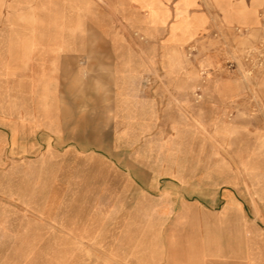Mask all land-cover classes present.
<instances>
[{"label":"rangeland","instance_id":"374dc122","mask_svg":"<svg viewBox=\"0 0 264 264\" xmlns=\"http://www.w3.org/2000/svg\"><path fill=\"white\" fill-rule=\"evenodd\" d=\"M167 9L202 29L171 40L131 0H0V264H186L170 189L140 190L125 152L194 161L197 195L232 191L264 239V0Z\"/></svg>","mask_w":264,"mask_h":264},{"label":"crops","instance_id":"0c3cea01","mask_svg":"<svg viewBox=\"0 0 264 264\" xmlns=\"http://www.w3.org/2000/svg\"><path fill=\"white\" fill-rule=\"evenodd\" d=\"M29 106L58 104L43 100L40 105L34 100ZM79 127L82 132L84 124L80 123ZM123 160L129 179L140 190L166 192L170 189L161 204L170 210L171 230L179 231L176 241L186 239V264H264V239L245 224L242 202L230 190H225L218 199H208L209 187L200 188L205 196L197 195L194 161L190 168L188 160L185 172L179 163L173 166L171 156L167 155L161 159L141 156L137 161L125 152ZM216 202H220V207L209 209Z\"/></svg>","mask_w":264,"mask_h":264},{"label":"bare ground","instance_id":"6f19581e","mask_svg":"<svg viewBox=\"0 0 264 264\" xmlns=\"http://www.w3.org/2000/svg\"><path fill=\"white\" fill-rule=\"evenodd\" d=\"M139 4L142 8L148 11L150 16V22L154 23H166L169 21L170 13L167 9V2L169 0H131ZM171 24L169 26V38L171 40L176 39L179 33L186 31L189 27L194 26L197 31L202 29L204 20L201 17H192L187 14L186 10L183 9L180 12H174L171 15L169 21ZM44 97L41 98L40 105L43 103Z\"/></svg>","mask_w":264,"mask_h":264}]
</instances>
